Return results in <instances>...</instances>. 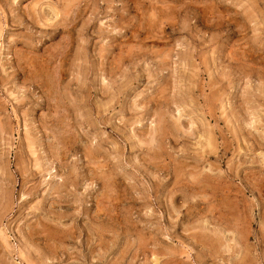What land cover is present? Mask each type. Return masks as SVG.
<instances>
[{
  "label": "rangeland",
  "instance_id": "1",
  "mask_svg": "<svg viewBox=\"0 0 264 264\" xmlns=\"http://www.w3.org/2000/svg\"><path fill=\"white\" fill-rule=\"evenodd\" d=\"M0 264H264V0H0Z\"/></svg>",
  "mask_w": 264,
  "mask_h": 264
},
{
  "label": "bare ground",
  "instance_id": "2",
  "mask_svg": "<svg viewBox=\"0 0 264 264\" xmlns=\"http://www.w3.org/2000/svg\"><path fill=\"white\" fill-rule=\"evenodd\" d=\"M248 255V254H247Z\"/></svg>",
  "mask_w": 264,
  "mask_h": 264
}]
</instances>
